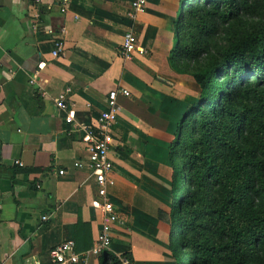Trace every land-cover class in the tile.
Returning <instances> with one entry per match:
<instances>
[{"label": "crops", "instance_id": "obj_1", "mask_svg": "<svg viewBox=\"0 0 264 264\" xmlns=\"http://www.w3.org/2000/svg\"><path fill=\"white\" fill-rule=\"evenodd\" d=\"M132 1L0 0V264H53L56 244L85 252L104 226L110 247L87 264L124 254L178 264L141 210L135 172L163 158L173 118L193 98L175 93L183 79L169 63L180 0H146L137 12ZM128 33L143 51L124 52ZM114 88L129 95L117 96L107 190L117 220L106 224L89 168L74 166L87 162L83 132L65 118L95 126ZM60 95L68 110L56 106Z\"/></svg>", "mask_w": 264, "mask_h": 264}, {"label": "trees", "instance_id": "obj_2", "mask_svg": "<svg viewBox=\"0 0 264 264\" xmlns=\"http://www.w3.org/2000/svg\"><path fill=\"white\" fill-rule=\"evenodd\" d=\"M178 11L169 63L199 95L161 151L181 185L170 248L178 264H264V0H180Z\"/></svg>", "mask_w": 264, "mask_h": 264}, {"label": "built area", "instance_id": "obj_3", "mask_svg": "<svg viewBox=\"0 0 264 264\" xmlns=\"http://www.w3.org/2000/svg\"><path fill=\"white\" fill-rule=\"evenodd\" d=\"M146 4V0H133L131 8L134 12L141 11ZM60 44H58L59 46ZM143 49L138 48L130 33L126 34L123 42V50L129 54L133 50ZM57 52H54V55ZM129 95V91L124 88L112 89L108 92L106 98V110L102 111L97 117L95 126H85L80 124H73V115L69 112L65 121L71 123L73 128L82 130V142L87 150V162L76 161L74 166L83 168L87 166L91 172V176L96 183L97 193L101 198V204H95L101 207L105 213L106 224L117 220V214L112 202L108 197V185L112 184L109 177L113 169V161L110 157V147L113 142V125L118 114L117 96ZM56 106L61 110H68V105L63 95H60L55 102ZM15 164L21 165L16 160ZM59 174L63 170L58 171ZM47 216H42L45 219ZM111 244V236L107 226H104L102 231L96 236L95 242L91 249L85 252H78L75 249V244L72 240H65L49 250V257L53 264H87L90 255H98L108 249ZM117 264H135V262L126 255L117 256Z\"/></svg>", "mask_w": 264, "mask_h": 264}, {"label": "rangeland", "instance_id": "obj_4", "mask_svg": "<svg viewBox=\"0 0 264 264\" xmlns=\"http://www.w3.org/2000/svg\"><path fill=\"white\" fill-rule=\"evenodd\" d=\"M177 15H179V11L176 14V21ZM176 35L177 31L175 32L173 38L172 49L174 50H176ZM178 74L183 80L177 85L179 86V89H175V93L182 96L184 92H187L193 97L192 100H196L199 95V86L190 74ZM175 130L176 126L174 124L172 127V140L174 138ZM173 171L174 169L171 164L168 162L166 157H163L157 161H146L137 165V170L135 172L137 175L135 180L137 181L139 187L143 189V191L142 189L139 190L138 199L142 208L141 210L145 216H154L156 218V230L158 229V237L162 239L159 240L162 242L163 247L168 252V255L172 258H174V253L170 248V234L172 230L170 202H173L177 195L181 193V185L178 184V186H175ZM176 261L178 262L179 259L177 258Z\"/></svg>", "mask_w": 264, "mask_h": 264}]
</instances>
